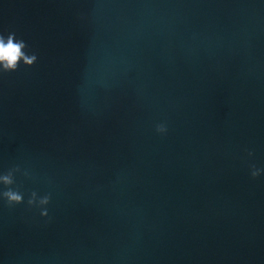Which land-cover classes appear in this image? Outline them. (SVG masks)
<instances>
[{"label": "water", "instance_id": "1", "mask_svg": "<svg viewBox=\"0 0 264 264\" xmlns=\"http://www.w3.org/2000/svg\"><path fill=\"white\" fill-rule=\"evenodd\" d=\"M8 32L0 264H264V0H0Z\"/></svg>", "mask_w": 264, "mask_h": 264}, {"label": "clouds", "instance_id": "2", "mask_svg": "<svg viewBox=\"0 0 264 264\" xmlns=\"http://www.w3.org/2000/svg\"><path fill=\"white\" fill-rule=\"evenodd\" d=\"M38 63V56L29 49L28 44L22 38H18L15 32L7 34L0 33V77L16 73L20 70L21 64L25 68H33ZM156 131L165 135L168 131L167 126L158 124ZM249 157L254 153L249 151ZM23 176L25 179H33L30 171L22 169L20 166H13L5 173L0 174V199L6 202L9 208L25 204V196L21 191V185L17 184V176ZM250 175L253 180L264 175V168H258L256 165L250 166ZM52 202L51 194L40 196L36 191H32L26 201L27 207L38 208L44 219H49L48 206Z\"/></svg>", "mask_w": 264, "mask_h": 264}]
</instances>
